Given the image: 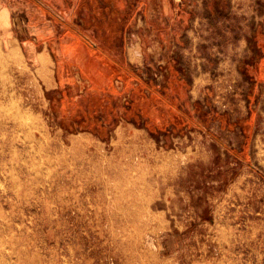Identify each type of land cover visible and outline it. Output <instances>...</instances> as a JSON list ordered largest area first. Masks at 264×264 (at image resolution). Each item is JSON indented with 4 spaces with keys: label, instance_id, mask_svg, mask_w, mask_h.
Returning a JSON list of instances; mask_svg holds the SVG:
<instances>
[{
    "label": "rangeland",
    "instance_id": "374dc122",
    "mask_svg": "<svg viewBox=\"0 0 264 264\" xmlns=\"http://www.w3.org/2000/svg\"><path fill=\"white\" fill-rule=\"evenodd\" d=\"M144 7L89 75L0 38V264H264V0Z\"/></svg>",
    "mask_w": 264,
    "mask_h": 264
},
{
    "label": "crops",
    "instance_id": "0c3cea01",
    "mask_svg": "<svg viewBox=\"0 0 264 264\" xmlns=\"http://www.w3.org/2000/svg\"><path fill=\"white\" fill-rule=\"evenodd\" d=\"M152 1L0 0V38L7 49L20 50L26 61L36 67L53 68L59 78L62 69L68 67L82 68L89 75L90 62L105 66L99 56L109 46L107 39L126 35L127 28L121 27L126 15L133 19L135 15H145L142 4ZM88 33L101 37L102 43L99 39L88 42L84 38ZM134 49L125 45L124 53L131 63L141 65L140 59L132 55ZM94 76L98 79L99 73ZM76 82L80 85L81 81Z\"/></svg>",
    "mask_w": 264,
    "mask_h": 264
},
{
    "label": "trees",
    "instance_id": "16d2710c",
    "mask_svg": "<svg viewBox=\"0 0 264 264\" xmlns=\"http://www.w3.org/2000/svg\"><path fill=\"white\" fill-rule=\"evenodd\" d=\"M120 75H121V73H120Z\"/></svg>",
    "mask_w": 264,
    "mask_h": 264
}]
</instances>
